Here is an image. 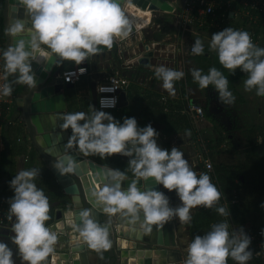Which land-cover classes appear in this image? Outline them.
<instances>
[{
  "label": "clouds",
  "instance_id": "9594fccd",
  "mask_svg": "<svg viewBox=\"0 0 264 264\" xmlns=\"http://www.w3.org/2000/svg\"><path fill=\"white\" fill-rule=\"evenodd\" d=\"M129 0H17L31 18V27L16 20L6 28V35L16 41L0 50L3 61L0 72V98L13 93V84L36 88L32 62L47 63L54 57L58 61L73 62L79 66L105 49L111 50L119 41L129 38L134 27L140 25L126 13ZM208 51L215 53L220 65L232 74L240 69L246 75L242 81L244 90L255 91L264 97V47L253 42L246 30L227 27L213 33L208 42ZM190 52L204 55L205 43L196 37ZM155 78L162 87L175 96V83L185 76L182 70L165 65L152 66ZM193 81L200 89L214 88L221 103L230 105L236 97L229 89L228 77L217 67L190 70ZM84 74L86 69L79 68ZM13 76L14 80L9 81ZM117 88L98 86L101 93L114 92ZM116 97H101L100 107L114 108ZM84 111L56 114L62 120L60 127L71 130L66 151L56 157L54 167L62 176L74 174L78 162L70 155L77 150L84 156H99L106 160L114 155L129 158L125 170L105 166V181L92 193L95 205L107 221L100 223L90 210L79 213L81 223L72 225L73 240L79 245L103 253L112 248L111 225L114 218L127 222L133 233L151 236L155 229L163 228L169 221L178 218L180 223L192 221L191 211L204 207L214 210L222 217H231L230 208L220 201L226 195L212 182L206 172H197L191 166L182 149L162 148L158 144L159 133L151 125L139 127L135 117H125L121 123L109 112L92 107ZM185 135L191 137L190 129ZM264 143V138H257ZM65 160L67 164H65ZM131 173V176L129 175ZM41 169H21L10 181L14 196L9 199L6 212L7 224L0 223V230L8 229L9 239L16 246L21 264H48L55 256L58 233L47 222L50 217V202L44 190L37 186L36 179ZM175 191L181 204L170 206L164 192L150 187V181ZM125 181H131L124 187ZM144 183L141 184L140 182ZM264 207V204L261 205ZM71 215V211L65 213ZM264 234V230H262ZM251 237L241 226L231 227L227 219L211 225L203 235H196L185 248V255L173 264H248L253 258L250 250ZM14 253L0 239V264H15ZM62 263V262H61Z\"/></svg>",
  "mask_w": 264,
  "mask_h": 264
},
{
  "label": "crops",
  "instance_id": "0c3cea01",
  "mask_svg": "<svg viewBox=\"0 0 264 264\" xmlns=\"http://www.w3.org/2000/svg\"><path fill=\"white\" fill-rule=\"evenodd\" d=\"M168 1L171 5H173L175 8L179 7L182 5V0H166ZM135 11V17L132 16L131 12ZM146 10L142 8L133 7L131 8V11L128 13L129 17L133 19L135 22L137 21H143L148 25V27L144 31V35L146 36L144 42H150L151 38H153L155 33L162 32L163 29L167 30V35H171L170 33L173 32V30H176V15L170 12H164V11H155L152 12V14H148L145 12ZM231 16H233V13L231 12ZM140 17L141 19L137 18ZM238 21V20H237ZM165 32V31H164ZM217 30L214 28L212 29H207L204 31L199 32L198 35L192 36V34L188 35L187 41L189 43L195 42V38L199 37L201 38L204 43L208 42L210 40V37L213 33H216ZM2 40V36H1ZM137 40V41H136ZM135 37L129 38L127 41L123 42V45L125 47V57H129L130 59L135 58V64L131 69H122V67L119 65L121 64V61H118L117 54H118V49L116 45L111 50L105 49L102 53L96 55L95 57L89 58V67H90V75L84 77L80 82L76 83L74 87L65 89L60 94H57L55 96V102L54 104H49L48 107H51V112L48 116L50 119V124L52 126V129L56 130V135L62 134L64 135L65 139H67L65 142L67 143L69 140V137L71 135V130H64L60 127V125L63 123L62 120H59L56 118V114L63 113V112H75V111H84L87 113H90L94 107L95 109L99 110L96 108L93 104V99H92V93H91V83L93 81H102L104 80L107 76L117 72L118 70L122 71V74L130 78L131 80V86L126 92L127 94V105L123 107H118V109L113 110V111H106L109 112L115 119L119 120L121 123L123 122L124 118L128 116L130 112H133L137 106V104L141 101L144 103L142 113L146 117H150L151 123L155 125L156 131L159 133L158 137V144L160 147L168 149L169 151L171 150L173 143L175 140L179 141V144L177 145V148L182 149V151L185 153V159H188L191 166L196 170L198 173L199 172H206L204 169V165L201 160H203V152L201 151V143L202 140L205 139L209 143L208 140L212 138V124L210 121L211 117H214L217 112H219V109L216 108V110H211L208 107V110L206 111V120L203 125L201 126L200 130L197 131L196 128L193 125L192 120L189 117L183 116L179 111H177L178 107H182V88L183 85H188L189 92H190V98L192 99V86L190 84V66L192 67L193 61L195 63H199V59L203 60H209L211 58V54L208 51H205L204 55H197V56H189L187 59V77L182 78L180 81H177L175 83V89H176V95L173 97L168 94V92L163 89L162 87V81H159L158 79H154L153 82L151 83H144L143 79L144 77H147L149 75H152L151 72H149L150 66L148 65H141L139 60L141 57H139L138 62H137V54H142L141 49L144 48V45L142 42H139ZM131 43H133V46H130ZM3 45V41H2ZM139 45L141 48H139ZM258 45V44H257ZM138 46V47H137ZM143 47V48H142ZM137 53V54H136ZM138 54V55H139ZM203 56L206 57V59L203 58ZM133 60V61H134ZM150 61V60H149ZM191 61V63H190ZM153 62L150 61V65ZM219 63V62H218ZM220 65V63H219ZM77 65H75L73 62H69L66 64L62 70L68 69V68H73ZM116 66V67H115ZM154 75V73H153ZM155 76V75H154ZM14 78V77H13ZM242 79V78H241ZM245 78H243L244 80ZM16 87L21 88L20 92L18 95L15 94L13 91L12 96H13V101L11 104L5 105L4 107V119L7 121H13L12 125H7L6 123L4 124L2 121H0V125H2V130L0 131L2 135L3 128H14V130H18V136L16 137L17 143L19 146H21L22 149V144L19 141V135L23 134L25 131L26 133V139L27 142L26 144V149L27 152L29 151V154H31V151L34 150V152L41 157V155L38 153L36 148L34 147L31 138L29 136V133L27 131L26 125L23 121L22 118V104L21 102V97L23 93V88L21 84H15V89ZM69 91L68 93H66ZM144 94V98L141 99L143 96L141 94ZM192 96V97H191ZM162 97H167L168 100V107L172 109L173 115H175L177 118H184L182 120L183 124L185 127L189 126L188 129L191 130L192 135L191 137H188L185 135V130L181 131L177 134L170 135V127H172L173 124H177V121H174L173 119L165 117L164 114H167L164 111V104L161 101ZM58 98L62 99L61 101H58ZM141 99V100H140ZM193 100V99H192ZM59 102V104H58ZM195 102V101H194ZM199 103V102H198ZM141 108V107H140ZM162 111V112H161ZM7 125V126H6ZM183 126V127H184ZM53 130V131H54ZM179 134V135H178ZM165 142L162 144V142ZM171 141V143H170ZM29 146V147H28ZM24 148V147H23ZM26 149L24 148L23 152H26ZM5 150V149H4ZM21 154L17 156V158L14 160V170L16 174V168L17 166L22 165L21 161ZM79 153V152H78ZM80 155H83L79 153ZM84 156V155H83ZM116 156V155H114ZM117 156H121L117 154ZM24 157V156H23ZM29 156H26V158ZM99 157V156H98ZM212 161L213 157L210 155ZM42 158V157H41ZM43 159V158H42ZM89 159V158H88ZM44 160V159H43ZM90 160V159H89ZM95 160V159H94ZM108 162L111 165H108L111 168L114 169H120V170H125L126 168H121L120 165L111 162V157L107 158ZM106 160V161H107ZM45 161V160H44ZM46 162V161H45ZM96 163H99L95 161ZM214 163V162H213ZM47 166L50 168V164L47 163ZM103 165V164H102ZM131 175V173H129ZM215 179H212V182L217 186V188L222 189L224 188L223 185L220 182L219 176H217L215 172ZM162 192L165 193L166 196H168L169 201H170V206L176 207L181 204V201L179 197L176 195L175 191H169L161 185ZM223 190V189H222ZM66 194V193H65ZM223 200L220 201V203ZM60 202V201H59ZM223 203V202H222ZM57 204V203H56ZM64 214L63 209L60 206H56L55 204L51 205L50 208V217L51 219L47 222L49 225H53L57 223L60 220V217H62ZM192 215V221L189 224H182L180 223L178 218L174 219V222L177 224V230L180 235V241L182 243L183 248H186V245L188 242H190L196 235H203L207 231L210 230L211 225L217 222H220L221 220L227 219L228 217H222L220 216L217 212L214 210H210L204 207H198L194 208L191 211ZM230 224L233 225V227L238 229V226L235 224V221H231ZM59 242H61L59 240ZM68 244V243H67ZM72 255V254H71ZM185 255V249L183 250V256ZM90 257H93V255H90ZM60 264L62 261H59ZM53 263V261H52ZM55 264V263H53Z\"/></svg>",
  "mask_w": 264,
  "mask_h": 264
},
{
  "label": "water",
  "instance_id": "95a60500",
  "mask_svg": "<svg viewBox=\"0 0 264 264\" xmlns=\"http://www.w3.org/2000/svg\"><path fill=\"white\" fill-rule=\"evenodd\" d=\"M132 6H137L144 10L148 9L149 11H174V7L166 0H129L125 5L127 15L131 11ZM16 20H20L25 26L31 27V18L27 15L26 10L17 3V0H3L4 49L16 43V41L6 35V28ZM150 56H152L151 53L140 58V64L148 66ZM68 63V61H58L57 57L47 63L32 62L36 88L22 85L21 102L23 104L21 116L34 147L41 157L50 164L52 172L64 188L65 193L72 198L73 209L64 211L63 219L61 220L66 223L68 229H71V226L66 221L67 215L65 214L69 211L74 213L73 221L78 224L81 223L79 213L85 209L92 211L100 223L106 222L107 217L98 211L92 195L105 182L102 175L104 166L89 160L86 156L80 155L77 150H70V155L79 165L76 172L66 177L62 176L54 167L56 157L61 156L66 151L67 143L65 141L67 139L62 134L56 135L57 129H52L48 118L52 109L48 105L54 104L57 94H60L65 89L74 87L71 84L64 85L59 78V73ZM80 66H89V60ZM97 86V81H93L90 86L93 104L96 108ZM127 102V94L123 93L120 97L119 107L127 105ZM65 164H67L66 160ZM89 178L93 182L92 185ZM130 183L131 181H125L124 187H128ZM140 183L143 184L144 182L141 181ZM149 183L150 187L162 192L161 185L156 184L154 180ZM177 227V224L172 220L163 228H154L151 236H139L131 231L127 222L117 217L114 218L111 225L110 238L112 240V248L109 251L97 253L87 246L85 249L78 250L68 241L65 249L62 250L66 253L69 251L66 247L71 249L70 253L72 255L68 254V264H173V260L179 262L182 259L183 250L185 249L180 241ZM80 252L85 254L87 261L85 262L83 259L81 263L71 262L75 256L74 253ZM90 255H93V257H90Z\"/></svg>",
  "mask_w": 264,
  "mask_h": 264
},
{
  "label": "rangeland",
  "instance_id": "374dc122",
  "mask_svg": "<svg viewBox=\"0 0 264 264\" xmlns=\"http://www.w3.org/2000/svg\"><path fill=\"white\" fill-rule=\"evenodd\" d=\"M242 20L248 24L245 28L249 32L253 30L251 22L247 18H242ZM258 27L260 26L258 25ZM166 29L169 30L168 28ZM167 30L163 29L162 32L155 33L151 41L161 40L167 33ZM208 42H205L206 51H208ZM262 43L261 40L257 44L264 47ZM210 54L211 58L209 60L201 58L198 61L199 63L193 61V65L190 68L203 69L205 73L213 66L220 69L229 79V89L236 97L235 102L230 105L221 103L217 91L212 86L208 89H200L198 84L193 81L190 71V84L193 94V97H191L193 101L201 103L206 110H208V107L211 110L219 109V112L210 118L212 124V138L208 140L210 155L214 159L215 170L220 182L226 177L225 180L227 182L232 180L235 182V186H231L228 190L226 188H222L223 190L218 188L226 195L221 204H225L231 211V217H228L229 224L233 220L238 228L242 226L246 231L264 225V207L261 206L264 204V143H257V138H264V97L257 96L255 91L247 92L244 90L242 81L243 78L246 79L245 75L247 74L240 69H237L232 74L229 70L224 69L222 65H219L218 57L215 53ZM141 95L143 96L141 99H143L144 94L142 93ZM142 101L126 117H135L139 127H145L149 124L155 127L151 123L152 119L150 120V117H146V120L144 119L145 116L142 113L144 103ZM19 138L20 143L26 149L25 143L27 139L25 131L19 135ZM164 143L163 141L162 144ZM26 156L29 157L26 158ZM20 157L22 158L20 161L22 165L17 166L16 173L21 169L33 167L41 169V174L36 179V183L48 196L50 205L55 204L56 206H60L63 212L73 209L71 196L65 194L64 188L51 168L47 166L46 162L34 150L29 154V151L27 152L26 149V152L22 153ZM86 157L95 162L94 157ZM95 157L97 158L98 156ZM114 158L116 159L115 163L120 165L121 168L127 167L129 162L128 157L116 155ZM98 164L102 165L101 163ZM236 207L238 212L235 210ZM241 216L243 223L238 222V218ZM62 219L63 216L60 217V220ZM231 227L232 224H230V230ZM10 235H14V233H10L8 229L0 230V239L12 249L15 264H21L18 250L9 239ZM66 249H69L66 253L71 254V249L67 247ZM58 252L65 253L62 250V243L59 241L56 245V253ZM52 261L53 256H50L48 264L55 263L54 261L52 263ZM55 264H60V262ZM228 264H235V261L229 259Z\"/></svg>",
  "mask_w": 264,
  "mask_h": 264
},
{
  "label": "built area",
  "instance_id": "2783aa9c",
  "mask_svg": "<svg viewBox=\"0 0 264 264\" xmlns=\"http://www.w3.org/2000/svg\"><path fill=\"white\" fill-rule=\"evenodd\" d=\"M145 12L148 14H152V12L155 11H149L147 9ZM165 12L168 13V11ZM231 12L233 13V16H231ZM170 13L175 14L177 19L176 30H173V32L170 33L171 35H167L166 33L161 38V40H153L145 43L144 40L146 36L144 35V31L148 27V25L143 21H137L136 23L140 25L139 29H136L134 27L132 34L129 36V38L135 37L136 39H140L138 41L142 42L143 45L145 44L144 48L142 47L143 49H141L142 54L138 53V55L136 53L137 62L139 60V57L142 58L148 56V54L150 53L152 54V56L149 57V60L153 62V64H149V72H151L152 75L144 77V83L148 84L154 81V68L152 66L157 65H165L176 70H182L185 72L184 79L185 77H187V59L189 56H197L192 55L190 52V49L194 44V42L189 43L187 41L188 35L190 34H192V36L198 35L199 32L211 28H214L215 30H217V32H219L230 26L235 29L248 31L247 28H245V26H247L248 24H246L242 20V18H247V20L251 22L252 27L256 25L264 27V22L262 21L260 23V16L264 15V0H182V5L179 7V9L178 7H174V11ZM131 14L135 17L136 12L132 11ZM137 18L141 19L140 17ZM1 34L2 33L0 29V50H3ZM250 34L254 43H259L261 40L263 41L262 37H256L254 31ZM129 38L119 41L115 44L116 47L120 49L118 50L117 54L118 61H121V64L119 65L122 67V69L126 70L131 69L135 64V58L130 59L129 57H125V47L123 45V42L127 41ZM130 46H133V43H131ZM139 48H141L140 45ZM2 64L3 61L0 60V72H2ZM80 67L83 66L79 65L73 68L61 70V72L59 73V78L62 80L64 85H75L76 83L80 82L84 77L90 75L89 66L83 67L86 69V72L84 74H81L79 72ZM100 85L108 87L113 86L117 89L114 92L110 93H100L98 91V86ZM98 86L97 108L103 111H113L118 109L120 97L123 93H126L130 88L131 80L127 76L123 75L121 70H118L117 72L107 76L104 80L98 81ZM182 90L183 93L180 99L183 100V106L181 108L178 107L177 111H179L183 116L189 117L192 120L196 130L199 131L201 126L203 125L202 123H204L207 118L205 107L201 103L194 102L190 98V93L188 92V85H183ZM102 96L108 98L116 97V106L114 108L101 109L100 99ZM12 101V95L9 97L0 98V121H2L4 124L6 123L7 125H12L13 121H7L4 119V107L5 105L11 104ZM161 101L165 107L164 111L167 114H170L172 112V109L167 106V97H162ZM1 130L2 125H0V131ZM178 144L179 141L175 140L172 147H177ZM4 149L5 142L0 133V152L4 151ZM201 151L203 152V160L201 161L204 163V168L211 175V178L215 179V166L210 157L209 143L205 141V139L202 140ZM8 201L9 199L0 204V223L3 224L8 223L5 215L9 208ZM256 231H254V233L249 230H246V233L251 237L252 243L250 245V250L253 251L254 254L253 258L248 262V264H261L262 262H264V242L260 240V238L264 236V234H262V230L258 231L257 229ZM253 241H257V243L254 244ZM255 245L257 247L256 249L253 248V246Z\"/></svg>",
  "mask_w": 264,
  "mask_h": 264
},
{
  "label": "trees",
  "instance_id": "16d2710c",
  "mask_svg": "<svg viewBox=\"0 0 264 264\" xmlns=\"http://www.w3.org/2000/svg\"><path fill=\"white\" fill-rule=\"evenodd\" d=\"M261 20L260 23L263 21L264 22V15L260 16ZM0 29H1V35H2V41H3V49H4V44H5V35H4V26H3V0H0ZM254 31L256 37L260 36L263 39V45H264V27L260 26L258 27L253 26V30H250V33H252ZM257 44V42H256ZM259 45V44H258ZM204 59H206L205 56H203ZM246 76V75H245ZM238 78V77H237ZM14 80L13 76L9 77V81ZM15 84H13V91L15 92L16 95L19 94L21 88L16 87V89L14 88ZM206 110V108H205ZM162 112V111H161ZM165 117L173 119L174 121H177V124H173L172 127H170V135L173 134H177L181 131H184L186 129L189 128V126L185 127L182 120L184 118H182L180 116V118H177L175 115H173V113H168V114H164ZM7 126V125H6ZM184 126V127H183ZM18 130H14V128H3L2 131V138L4 139L5 142V150L0 152V204H2L4 201H6L7 199H10L14 196V192L10 187V181L14 178L15 175V170H14V160L17 158V156L19 154H21L24 150V148L21 146H19V144L17 143L16 137L18 136ZM89 157H94L95 161L103 164V165H111L108 161L106 160H102L100 157H95V156H89ZM116 159L114 158V156L111 157V162L115 163ZM214 161V159H213ZM215 166V164H214ZM230 172V171H228ZM217 174V173H216ZM131 176V175H130ZM227 178V177H226ZM221 180V184L223 185L224 188H226L227 190L231 187V186H235V182H233L234 180L227 182L225 179ZM241 181V180H240ZM237 187V186H236ZM235 187V188H236ZM236 212H238L237 207L235 208ZM239 214H241L239 212ZM243 218L242 216L238 218V222L239 223H243ZM258 229L259 230H264V225L258 228H253L250 229L249 231L254 232ZM257 232V231H256ZM255 233V232H254ZM260 240L262 242H264V236H262L260 238ZM254 244L257 243V241H253ZM254 249H256V245L253 246ZM261 264H264V262H262Z\"/></svg>",
  "mask_w": 264,
  "mask_h": 264
},
{
  "label": "bare ground",
  "instance_id": "6f19581e",
  "mask_svg": "<svg viewBox=\"0 0 264 264\" xmlns=\"http://www.w3.org/2000/svg\"><path fill=\"white\" fill-rule=\"evenodd\" d=\"M134 15V13H133ZM58 101H61L62 102V99L58 98ZM59 104V102H58ZM90 180V183L91 185L93 184L91 178H89ZM74 213L71 212V215H67V218H66V221L68 223V225L71 226V229L67 228L66 227V223H64L63 221H58L57 223L51 225L53 227V229L58 233V236H59V240L62 242V249H65V245H66V242L68 241L69 243H71V245H73L74 248L78 249V250H81V249H85L86 248V245H77L75 243V241L73 240V236L75 235L74 231H73V228H72V225L75 224V222L73 221V215ZM65 233V234H64ZM66 237H65V236ZM65 239H67L65 241ZM75 256L74 258L71 260L72 261H76L77 262H83V259L84 261L86 262L87 261V258L85 257V254L80 252V253H74ZM72 258V256H71ZM62 261V263L64 264H68L69 263V256L68 254L66 253H63V252H58L55 254V256H53V261L55 263H59V261Z\"/></svg>",
  "mask_w": 264,
  "mask_h": 264
},
{
  "label": "flooded vegetation",
  "instance_id": "af4514ba",
  "mask_svg": "<svg viewBox=\"0 0 264 264\" xmlns=\"http://www.w3.org/2000/svg\"><path fill=\"white\" fill-rule=\"evenodd\" d=\"M203 163V162H202ZM203 165H204V163H203ZM205 169V168H204ZM206 171V170H205ZM215 172H216V170H215ZM206 173H208L207 171H206ZM209 174V173H208ZM210 175V174H209ZM210 177H211V175H210Z\"/></svg>",
  "mask_w": 264,
  "mask_h": 264
}]
</instances>
